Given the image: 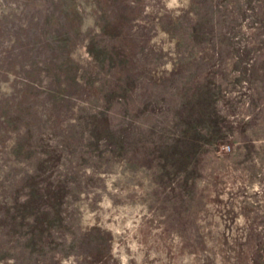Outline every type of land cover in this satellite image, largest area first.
I'll list each match as a JSON object with an SVG mask.
<instances>
[{
	"label": "rangeland",
	"instance_id": "rangeland-1",
	"mask_svg": "<svg viewBox=\"0 0 264 264\" xmlns=\"http://www.w3.org/2000/svg\"><path fill=\"white\" fill-rule=\"evenodd\" d=\"M0 264H264V0H0Z\"/></svg>",
	"mask_w": 264,
	"mask_h": 264
}]
</instances>
